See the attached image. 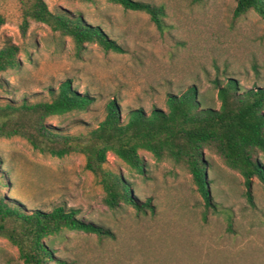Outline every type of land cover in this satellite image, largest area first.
Here are the masks:
<instances>
[{
  "label": "rangeland",
  "instance_id": "374dc122",
  "mask_svg": "<svg viewBox=\"0 0 264 264\" xmlns=\"http://www.w3.org/2000/svg\"><path fill=\"white\" fill-rule=\"evenodd\" d=\"M44 1L51 11L81 14L123 48L106 51L85 43L76 52L69 37L35 21L23 32L19 1L0 0V47H20L19 66L0 72V103L48 99L49 89L67 79L92 97L86 110L48 119L59 131L95 127L111 99L124 115L130 109H165L166 95L187 86L218 107L211 83L216 76H230L245 88L264 86V18L254 11L234 18L236 0H139L163 7L162 30L147 13L108 0ZM139 154L143 173L111 153L105 166L122 173L140 200L151 199L152 210L137 212L125 203L108 207L83 155L40 154L18 136L0 137V197L27 212L74 208L78 219L109 231L51 236L48 264H264V185L258 179H252L250 203L243 177L206 151L214 212L205 209L182 165ZM0 264H23L17 248L1 236Z\"/></svg>",
  "mask_w": 264,
  "mask_h": 264
},
{
  "label": "trees",
  "instance_id": "16d2710c",
  "mask_svg": "<svg viewBox=\"0 0 264 264\" xmlns=\"http://www.w3.org/2000/svg\"><path fill=\"white\" fill-rule=\"evenodd\" d=\"M21 29L30 21L43 23L55 32L71 39L79 52L85 43H95L102 49L123 52V48L107 37L99 26L88 23L81 14L65 10L51 11L44 0H18ZM91 1V0H86ZM127 10L147 13L159 30L164 27V9L139 0H108ZM254 11L264 18V0H236L232 16ZM3 19L0 16V25ZM20 47L6 43L0 47V72L19 66ZM252 68L257 71V65ZM219 103L215 107L193 86L179 93H168L166 108L122 109L111 99L105 104V114L98 124L86 131H59L47 121L54 116L86 110L92 97L79 92L71 80L61 81L49 98L35 101L0 103V137L24 139L32 150L62 158L71 153L84 156V168L100 183L103 201L110 208L125 203L137 212L152 210L151 199L140 200L132 184L122 173L105 166L109 153L130 170L143 173L139 151L148 152L156 161L169 160L182 165L192 176L206 210L218 211L210 197L207 161L204 154L217 155L223 164L243 177L247 200L252 203V179L264 185V86L243 87L230 77L216 76L212 81ZM227 229L232 218L226 214ZM64 230H84L106 236L103 227L77 218V210L62 205L49 211H25L0 197V236L17 248L23 264H48L54 248L49 238Z\"/></svg>",
  "mask_w": 264,
  "mask_h": 264
}]
</instances>
